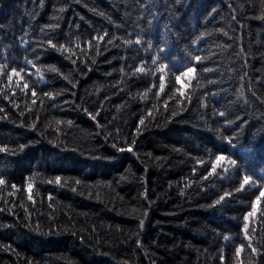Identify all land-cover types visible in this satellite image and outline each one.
Instances as JSON below:
<instances>
[{"label":"trees","instance_id":"trees-1","mask_svg":"<svg viewBox=\"0 0 264 264\" xmlns=\"http://www.w3.org/2000/svg\"><path fill=\"white\" fill-rule=\"evenodd\" d=\"M0 264H264V0H0Z\"/></svg>","mask_w":264,"mask_h":264}]
</instances>
